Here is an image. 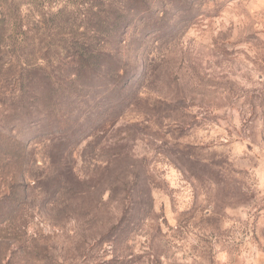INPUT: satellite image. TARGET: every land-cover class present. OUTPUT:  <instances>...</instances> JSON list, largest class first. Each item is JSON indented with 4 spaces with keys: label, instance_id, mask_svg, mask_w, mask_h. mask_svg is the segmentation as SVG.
Instances as JSON below:
<instances>
[{
    "label": "rangeland",
    "instance_id": "1",
    "mask_svg": "<svg viewBox=\"0 0 264 264\" xmlns=\"http://www.w3.org/2000/svg\"><path fill=\"white\" fill-rule=\"evenodd\" d=\"M14 1L0 264H264V0Z\"/></svg>",
    "mask_w": 264,
    "mask_h": 264
},
{
    "label": "trees",
    "instance_id": "2",
    "mask_svg": "<svg viewBox=\"0 0 264 264\" xmlns=\"http://www.w3.org/2000/svg\"><path fill=\"white\" fill-rule=\"evenodd\" d=\"M12 2H15L14 0H12ZM94 2V1H93ZM102 1H99L97 4H95V7H98L99 9L102 8ZM86 3H90V0H82L81 2L78 3V5L83 4V6ZM96 3V2H94ZM94 5H92L91 8H86L84 9V11H82L81 9H79L78 11H76V19L73 23L74 27H82L84 25L85 28H94L95 31H100V27L103 26L104 23H107L105 19L102 18L101 13L102 10H100L97 13L93 12L92 8H95ZM101 12V13H100ZM106 14L108 12H106V10H103L102 14ZM6 18V17H5ZM1 19L0 20V37L3 35L2 32L3 30H5L6 28L9 29V31H14L15 29H18L19 27H21L23 25V20L21 19L19 13H12L10 15V19L7 21L6 19ZM119 16H117V20H118ZM116 20V21H117ZM80 23V24H79ZM118 24H114L113 28L117 27ZM81 55H77V57H80Z\"/></svg>",
    "mask_w": 264,
    "mask_h": 264
}]
</instances>
